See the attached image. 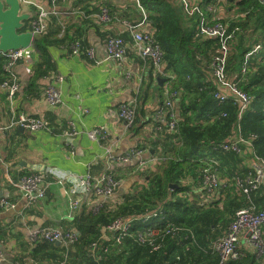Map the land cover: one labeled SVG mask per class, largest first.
<instances>
[{
	"label": "crops",
	"instance_id": "crops-1",
	"mask_svg": "<svg viewBox=\"0 0 264 264\" xmlns=\"http://www.w3.org/2000/svg\"><path fill=\"white\" fill-rule=\"evenodd\" d=\"M41 1L48 6L47 0ZM103 1L106 0H59L61 10H74L59 16L52 15L55 18L50 17L48 40L53 42L50 43L49 52L56 71L42 80L40 85L45 80L58 81L56 83L63 100L60 105H48L41 88L40 95L29 88L28 82L34 74V66L40 60L35 52H31L29 58L27 56L16 66L22 89L12 101L0 87V198H7L16 205L13 209L0 208V238L3 248L0 264H87L80 246H66L49 241L30 242L29 233L43 227L75 229L74 217L97 200L95 196L89 197L78 211L70 215V199L84 193L83 177L88 173H109L119 178L114 195L101 201L112 207L122 203L124 197L136 188L139 179L131 176L126 165L112 162L114 156L124 154L134 146L145 148L147 155L162 154L163 146L161 142L157 143L161 139L160 134H154L151 130V106L160 100L144 106L145 113L138 114L140 120L138 119L137 126L128 131L124 130L116 115L110 114L117 103L129 99L135 91L139 92L147 87L154 89L157 86L159 80L153 76L147 78L144 74L147 73L145 62L134 48L130 25L134 26V30L148 29L153 34L155 29L151 21L144 18L147 14L138 6L137 0H108L106 5H102ZM23 2L24 10L32 13L30 28L35 10L25 0ZM104 6L111 14L109 23H99L97 18L88 16L99 14ZM217 7L218 17L224 21L229 22L238 15V6L231 0H220ZM76 30L80 31L75 33ZM56 35L58 38L66 36V39L61 43L55 41ZM109 35H119L125 39L127 50L123 62L108 58L106 41ZM75 38L81 40L84 48L94 47L98 61L72 54L69 44ZM232 45L234 47L235 42ZM163 66L165 68V63ZM166 74L172 77L175 75L171 68ZM59 77L62 79L59 80ZM163 79L165 82L166 79ZM167 85L165 82L164 86ZM176 108L180 114L179 104ZM20 113L46 119L49 129L30 131L24 127L10 128L11 121ZM71 123L76 134L73 133ZM97 126H105L110 132L108 141L88 137L86 131ZM233 134L235 131L231 135ZM233 152L232 155H225L223 160H218L222 181L231 182L233 176L229 175L230 172L243 171V174L249 167L250 158L245 151ZM210 160L211 158L205 160L206 164ZM34 171L45 173L46 193L28 204L14 182L21 175ZM229 178L231 179L228 180ZM184 184L189 190L192 189L193 201L196 200L197 206L213 208L217 203L223 205L224 192L221 190L210 195L202 190V183L192 178L186 179ZM228 186L230 189L235 188L232 183ZM254 199L259 205L264 203V185ZM166 219L170 220L169 212ZM110 233L108 231L107 235L110 236ZM241 243L248 254L256 253L257 249L247 241L245 235L242 236ZM43 253L55 255L56 260L42 259Z\"/></svg>",
	"mask_w": 264,
	"mask_h": 264
},
{
	"label": "trees",
	"instance_id": "trees-1",
	"mask_svg": "<svg viewBox=\"0 0 264 264\" xmlns=\"http://www.w3.org/2000/svg\"><path fill=\"white\" fill-rule=\"evenodd\" d=\"M107 1H103L102 5H106ZM231 1L238 6V15L229 22L218 15L213 19L211 12L207 14L210 22H226L229 30L234 31L235 45L228 59L227 70L232 76L239 75V86L252 96L250 106L241 117L240 126L245 137L255 135L254 149L264 157V0ZM137 3L147 14L144 18L151 21L155 29L154 37L164 53V73L171 68L175 75H163L146 65L147 73L144 74L147 78H165L168 85L165 87V82L161 84L159 80L154 89L147 87L139 91L134 126L140 120L138 114L145 113L144 106L163 100L166 88L180 93L179 122L176 131L157 133L161 138L157 143L161 142L163 146V158L154 167L135 169L134 165H126L131 176L138 177L139 182L132 193L124 197L122 203L112 207L101 201L112 197L115 191L107 197L92 194L97 199L94 205L98 204L100 209L94 212L90 207H85L74 217V230L79 233V237L74 243L65 245L80 246L87 264H220V256L214 251L213 245L225 233L236 211L251 208L258 212L264 203L259 205L254 199L262 188L247 196L238 193L235 188L230 189L228 184L232 181H222L217 191L224 192L223 205L217 203L213 208H205L195 204L192 189L189 190L184 184L188 178L202 183L205 160L215 158L220 161L225 155L234 153L222 149L221 144L237 127V107L231 98L219 104L212 95L214 87L203 67L211 62L219 39L201 35L198 30V15H188L182 2L137 0ZM209 3L218 5L220 0H202L203 6ZM50 25L46 34L35 38L32 47L40 60L34 66V74L28 85L39 95L40 82L56 71L49 52L50 43L53 42L48 40ZM26 26L29 28V20L26 21ZM79 31L76 30L75 33ZM65 39L66 36L55 37V41L60 43ZM255 44L260 48L251 55L247 72L241 75L245 55ZM5 61L0 54V83L7 78L3 69ZM218 168L220 172L221 168ZM247 170L248 167L243 174V171L233 170L229 175L242 176ZM116 180L119 182L120 179ZM168 212L171 221L166 219ZM118 218L132 222L122 243H115L112 238L110 242L107 241V251L103 247L98 250L100 257L91 255L90 244L103 240V228ZM169 223L171 225L167 227ZM156 226H161L163 230L153 236L141 237ZM112 234L113 232L110 236ZM41 241L48 240L38 239L35 243ZM41 258L56 260V256L51 253H43ZM225 264H264V257H258L256 251L255 254L247 253L246 257L230 260Z\"/></svg>",
	"mask_w": 264,
	"mask_h": 264
},
{
	"label": "built area",
	"instance_id": "built-area-1",
	"mask_svg": "<svg viewBox=\"0 0 264 264\" xmlns=\"http://www.w3.org/2000/svg\"><path fill=\"white\" fill-rule=\"evenodd\" d=\"M23 1V0H22ZM25 2L34 7L35 16L31 20L30 31L32 32V43L28 48L10 49L8 51H0V54L6 59L3 64V69L7 74V78L0 83V87L7 93L8 98L12 101L18 92L22 89V81L20 75L15 70L17 64L30 57L33 49V42L36 37L46 34L49 30L51 16H59L65 12H72L74 9L61 10L59 8V0H47L48 6H45L41 0H25ZM24 3V2H23ZM185 12L188 15H198L199 25L198 30L201 35L209 38H218L219 45L215 50L214 56L209 64H204V70L209 75L213 84L212 95L218 100L219 104L226 102L231 98L234 105L237 107V127L235 134L223 141L221 148L227 151L242 152L245 151L249 156L248 172L242 176H236L232 179V184L238 193H243L249 196L253 191L259 190L264 185V157L258 155L254 149L253 139L245 137L242 134L240 120L244 111L250 106L252 96L239 86L237 77L228 73L227 64L230 54L233 50L232 43L235 42L234 31L229 30V25L226 22L217 21L210 22L207 12L213 13V19L216 18L218 7L217 4L202 5V0H182ZM109 9L104 6L99 14L88 15L89 17L97 18L99 23H109L111 21ZM96 23V21H95ZM134 26L130 25L132 30V38L134 48L138 55L149 67L155 71L164 73V53L161 45L154 37V34L148 29L134 30ZM71 53L78 56H86L93 61H98L95 56L94 47L84 48L81 40L75 39L69 44ZM260 46H254L245 55L246 60L242 65L241 75L247 72L249 59L251 55L259 50ZM127 50L125 39L119 35H109L106 41V51L108 58L123 62ZM248 61V62H247ZM146 70V69H145ZM62 77H59L61 80ZM56 80H45L41 85V91L46 103L52 107L60 105L62 100V92L56 83ZM167 87V86H166ZM138 91L127 100H123L116 104V107L110 111L111 115H116L122 122L125 131H128L136 123V110L138 105ZM179 91L169 90L166 88L163 100L151 106V130L154 134L159 132L176 131L179 122L176 105L178 104ZM72 124V123H71ZM10 128L24 127L30 131L41 129H49V122L35 115L20 113L13 119L9 125ZM6 127H3V129ZM73 133L77 131L72 124ZM88 137L92 140L108 141L110 132L105 126L93 127L86 131ZM245 145V146H242ZM110 149H108V152ZM114 158V159H113ZM114 160L118 164L134 165L135 169H150L161 160L160 157L147 155L146 149L134 146L124 154L114 156ZM218 161L215 158L206 164L203 170V189L210 195L216 193L222 180L219 176ZM84 194L77 198L70 199L71 214H74L80 209L83 202L88 201L90 193L97 196H111L116 191L119 182L109 173L94 175L88 173L83 177ZM227 182V181H226ZM228 183V182H227ZM17 186L23 193L30 204L45 195L46 181L45 175L42 173H30L23 175ZM1 208H14L15 203L8 199H0ZM250 207V206H248ZM258 212L251 208H240L236 211L235 217L226 229L225 233L214 243L213 249L220 256V264H225L230 260H237L246 257L247 251L242 247L241 238L246 236L247 241L257 249V256L264 257V206ZM94 212L100 209L99 205L91 208ZM171 223L167 224L169 227ZM132 227V222L129 219L118 218L103 228V240L93 242L89 246L90 254L95 257H100L98 250L103 247L107 251L108 243L112 238L114 241H120V238L126 236ZM166 227V228H167ZM163 228L161 226L152 227L149 233L141 235L153 236L159 233ZM113 232L112 236H108L107 232ZM79 233L71 229L69 231L55 227H43L32 230L29 234L30 242H35L38 239H46L51 242L60 241L63 244L74 243L78 240ZM158 246L156 245L155 248ZM3 256L2 240L0 238V257Z\"/></svg>",
	"mask_w": 264,
	"mask_h": 264
},
{
	"label": "water",
	"instance_id": "water-1",
	"mask_svg": "<svg viewBox=\"0 0 264 264\" xmlns=\"http://www.w3.org/2000/svg\"><path fill=\"white\" fill-rule=\"evenodd\" d=\"M31 16L22 0H0V51L31 46L32 32L26 26ZM159 80L163 84L164 79Z\"/></svg>",
	"mask_w": 264,
	"mask_h": 264
},
{
	"label": "rangeland",
	"instance_id": "rangeland-1",
	"mask_svg": "<svg viewBox=\"0 0 264 264\" xmlns=\"http://www.w3.org/2000/svg\"><path fill=\"white\" fill-rule=\"evenodd\" d=\"M155 154H156L157 156H159L160 158H163L162 155L157 154V153H155ZM151 156H152V155H151ZM30 173H42V174L45 175L44 172H39V171H34V172H30ZM30 173H27V174H30ZM27 174H23V175H27ZM23 175H22V176H23ZM22 176H21V177H22ZM21 177H20V178H21ZM20 178H19L17 181L14 182V185L17 187V189H18L19 191H20V188L17 186V184H19V180H20ZM20 193H22V192L20 191ZM45 193H46V190H45ZM92 193H93V192L90 193V198H91V196H92ZM83 194H84V193H83ZM83 194H82V195H83ZM22 195H23V193H22ZM82 195H81V196H82ZM23 196H24V195H23ZM41 198H42V197H41ZM0 199H1V198H0ZM5 199H7V198H5ZM39 199H40V198H39ZM8 200H9V199H8ZM11 202H12V201H11ZM13 203H14V202H13ZM94 203H96V202H94ZM94 203L90 206V208H92L93 206H95ZM98 203H99V202H98ZM30 204H31V203H30ZM96 205H98V204H96ZM15 206H16V205H15ZM0 208H1V207H0ZM14 208H15V207H14ZM10 209H13V208H10ZM70 215L72 216L73 214L70 213ZM66 231H69V230H66ZM29 234H30V233H29ZM123 240H124V238L121 237V238H120V241H117V240H116L115 243H122ZM55 242H60V241H55ZM60 243H62V242H60Z\"/></svg>",
	"mask_w": 264,
	"mask_h": 264
},
{
	"label": "bare ground",
	"instance_id": "bare-ground-1",
	"mask_svg": "<svg viewBox=\"0 0 264 264\" xmlns=\"http://www.w3.org/2000/svg\"><path fill=\"white\" fill-rule=\"evenodd\" d=\"M111 16V15H110Z\"/></svg>",
	"mask_w": 264,
	"mask_h": 264
}]
</instances>
